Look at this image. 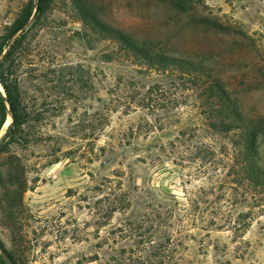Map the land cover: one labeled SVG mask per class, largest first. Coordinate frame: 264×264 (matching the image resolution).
<instances>
[{"label":"rangeland","instance_id":"1","mask_svg":"<svg viewBox=\"0 0 264 264\" xmlns=\"http://www.w3.org/2000/svg\"><path fill=\"white\" fill-rule=\"evenodd\" d=\"M93 1L101 24L154 37L135 1ZM195 1L248 34L264 60V0ZM32 2L0 0V43ZM237 40L226 38L215 69L201 74L133 54L74 0L42 13L36 4L0 58L26 116L7 139L13 117L0 82L6 253L17 264H264V186L248 169L264 171V89L249 90L250 42ZM214 74L241 119L217 91L203 92ZM258 118L254 153L243 129Z\"/></svg>","mask_w":264,"mask_h":264},{"label":"trees","instance_id":"2","mask_svg":"<svg viewBox=\"0 0 264 264\" xmlns=\"http://www.w3.org/2000/svg\"><path fill=\"white\" fill-rule=\"evenodd\" d=\"M52 1L53 0H36L38 12L42 13L46 11ZM90 1L94 3L93 0H74L81 14L86 19L94 23L96 26L103 25V27L108 29L116 39L122 41L133 54L138 55L145 60L163 64L165 66L180 64L182 67H185L190 71H195L196 73L202 74V72L205 71L210 72L215 69L214 67L218 63L216 59L219 57V51L225 46L230 47V44H226L225 42L226 38L235 41L236 38H238L237 42L249 41L250 43L248 45L251 47H249L251 52L250 60L254 67V81L257 83V86L254 84L251 85L249 90L254 89V87L264 89V60L262 58L258 59V56H261L256 45L250 40L251 37L244 31L239 30L236 26L225 24L211 14L204 12V7L197 3V1L126 0L129 3L136 2L138 13H140L139 17L144 22L152 20L154 37H144L140 39L134 38L133 35H130L133 34V32L128 30L115 29L113 27H108L105 24H101L102 18L99 10H94L91 4H89ZM36 4L35 2H32L24 7L15 22L8 28L7 35L0 43V58L3 56V53L9 46L11 40L29 22ZM20 40L21 39L18 38L10 45L8 52L5 54L4 60L9 58L18 48L21 43ZM233 47L242 48V45H236ZM224 55H226L225 51L222 56ZM1 68L2 63H0V71ZM214 75L217 77L216 74ZM198 77L202 76L198 75ZM217 78L218 79H213L211 86H208L209 88L202 91L208 92L209 97L212 99L217 91L226 102L237 106V102L234 100V98L237 99V97H233V92L229 90L226 84H223L219 80V77ZM0 82L6 90L10 112L13 117V123L10 127L7 138L12 139L13 135L20 131L23 125L26 124V116L21 110V103L19 95L17 94V89L7 83L5 78L1 76V72ZM236 93L235 90V95H237ZM236 113L237 114L233 117L235 119H241V113L238 110V106L236 107ZM6 115L7 107L3 99L0 97V129L5 124ZM243 120L246 121L245 118H243ZM261 122V118L252 120V122H248L245 129H243V136L246 138L247 144L253 148L254 153H258L259 151V138L257 135L261 129ZM9 141H0V159L2 155L1 153H4L7 146L10 144ZM8 159H13V157ZM8 167H11V165L9 164ZM248 169H250L251 175L254 176L255 181L257 180V183H259L258 186H264V171H262L261 166L255 163ZM243 170L245 171L246 167H244ZM0 177H3L2 172H0ZM13 211L12 213L16 214V210ZM0 246L5 252H7L6 246L1 239ZM9 256L16 263L13 255L10 254Z\"/></svg>","mask_w":264,"mask_h":264},{"label":"water","instance_id":"3","mask_svg":"<svg viewBox=\"0 0 264 264\" xmlns=\"http://www.w3.org/2000/svg\"><path fill=\"white\" fill-rule=\"evenodd\" d=\"M1 258L6 264H15L14 261L4 250L1 251Z\"/></svg>","mask_w":264,"mask_h":264},{"label":"bare ground","instance_id":"4","mask_svg":"<svg viewBox=\"0 0 264 264\" xmlns=\"http://www.w3.org/2000/svg\"><path fill=\"white\" fill-rule=\"evenodd\" d=\"M10 124H11V116L8 117L6 125H10Z\"/></svg>","mask_w":264,"mask_h":264}]
</instances>
